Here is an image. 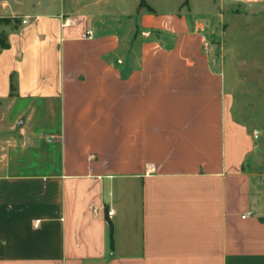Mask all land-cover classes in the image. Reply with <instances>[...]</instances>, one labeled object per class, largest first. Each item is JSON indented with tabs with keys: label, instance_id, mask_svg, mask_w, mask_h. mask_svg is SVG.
I'll return each instance as SVG.
<instances>
[{
	"label": "crops",
	"instance_id": "0c3cea01",
	"mask_svg": "<svg viewBox=\"0 0 264 264\" xmlns=\"http://www.w3.org/2000/svg\"><path fill=\"white\" fill-rule=\"evenodd\" d=\"M31 21L0 44V264H264L260 135L205 25L151 6L128 27Z\"/></svg>",
	"mask_w": 264,
	"mask_h": 264
},
{
	"label": "rangeland",
	"instance_id": "374dc122",
	"mask_svg": "<svg viewBox=\"0 0 264 264\" xmlns=\"http://www.w3.org/2000/svg\"><path fill=\"white\" fill-rule=\"evenodd\" d=\"M150 6L185 12L205 25L213 62L227 68L229 108L260 135L259 154L249 169L264 177V0H0V44L38 14L86 12L103 28L128 27L137 24L140 12ZM25 27L26 35L15 33L12 39L27 55L36 28L32 21Z\"/></svg>",
	"mask_w": 264,
	"mask_h": 264
},
{
	"label": "built area",
	"instance_id": "2783aa9c",
	"mask_svg": "<svg viewBox=\"0 0 264 264\" xmlns=\"http://www.w3.org/2000/svg\"><path fill=\"white\" fill-rule=\"evenodd\" d=\"M89 35L92 36V30H89ZM204 40H205V47L208 48L209 45H210V43H209V40H208L206 34H204ZM255 134L257 135L258 133L255 132ZM109 212H110V213H113V209H111ZM248 214H252V211H249Z\"/></svg>",
	"mask_w": 264,
	"mask_h": 264
},
{
	"label": "trees",
	"instance_id": "16d2710c",
	"mask_svg": "<svg viewBox=\"0 0 264 264\" xmlns=\"http://www.w3.org/2000/svg\"><path fill=\"white\" fill-rule=\"evenodd\" d=\"M5 46H8V44H6V42L3 43Z\"/></svg>",
	"mask_w": 264,
	"mask_h": 264
}]
</instances>
